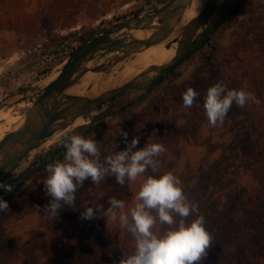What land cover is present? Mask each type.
I'll use <instances>...</instances> for the list:
<instances>
[{"label":"rangeland","instance_id":"1","mask_svg":"<svg viewBox=\"0 0 264 264\" xmlns=\"http://www.w3.org/2000/svg\"><path fill=\"white\" fill-rule=\"evenodd\" d=\"M53 1L57 0H0V102L32 85H44L59 73L64 63L50 70L49 66L65 46L60 41L62 36L72 34L66 42L78 44L80 34L134 17L137 10L141 14L154 12L171 0H62L54 12H48L46 5ZM46 18L56 28L54 41L46 37L42 28ZM136 56L118 63L109 75L117 77ZM173 72L88 136L97 140L101 162L125 150L135 136L140 137L137 150L146 143L163 144L166 150L157 157V171L149 168L144 176L123 186L111 175L99 184L89 179L78 187L76 208H64L53 219L43 212L51 199L43 181L49 165L64 161L66 153L62 154L38 171L8 200L9 208L0 213V264H97L91 257L97 253L96 235H100L102 243L118 235L124 243L115 245L128 247L127 242L134 237L118 220L108 221L99 209L90 220L83 219L81 213L86 206L107 209L112 197L124 200L126 210H130L144 178L166 172L179 178L188 201L198 205V212L188 218L189 222L202 215L212 237L219 235L223 243L238 240L241 226L235 210L240 205L235 194L239 186L248 187L255 196L264 191V0H246L205 47ZM94 75L87 74L84 82ZM221 82L228 89L254 94L259 103L249 101L244 108L233 104L223 124L213 127L203 105L207 90ZM99 86L101 93L106 86ZM189 87L199 95L190 108H185L183 93ZM40 93L34 92L10 107L13 117H23ZM128 119L133 122L132 132L126 128ZM18 123L16 120L10 130ZM85 126L72 131L69 126L51 135L17 172L66 139L70 132ZM121 129L127 131L126 139L119 134ZM166 228L156 226L157 231ZM131 248L135 249V242ZM81 255L88 257L79 260ZM240 255L238 249L231 264H240Z\"/></svg>","mask_w":264,"mask_h":264},{"label":"water","instance_id":"2","mask_svg":"<svg viewBox=\"0 0 264 264\" xmlns=\"http://www.w3.org/2000/svg\"><path fill=\"white\" fill-rule=\"evenodd\" d=\"M200 1L203 4L201 12L180 32L177 27L193 0H171L154 12L92 30L63 62L56 78L44 85H32L0 102L2 111L22 102L30 94L41 91L23 116V121L0 140V181L14 185L12 192L0 189V195L6 200L12 198L27 180L66 152L65 142L38 158L35 163L21 170L23 172L17 178L12 179L51 135L69 126L72 131L76 127L72 128L71 125L83 117L89 122L85 123L87 127L80 135L88 137L97 126L140 100L205 47L221 25L246 0ZM136 30H143L148 35L138 37L132 32ZM166 41L167 48L175 49L174 56L168 62L153 64L134 78L98 95L90 92L95 82L93 80L91 87L88 86L83 93L69 92L77 85L82 86L87 74L107 75L126 58ZM101 59L104 60L97 62Z\"/></svg>","mask_w":264,"mask_h":264},{"label":"clouds","instance_id":"3","mask_svg":"<svg viewBox=\"0 0 264 264\" xmlns=\"http://www.w3.org/2000/svg\"><path fill=\"white\" fill-rule=\"evenodd\" d=\"M199 93L189 87L183 93V106L190 108ZM252 101L259 103L254 94L243 89H228L225 84L216 83L207 90L204 109L211 126L223 124L233 104L244 108ZM125 137L127 131L121 129ZM140 137L135 136L123 151L108 155L101 162L97 140L76 134L65 143L66 156L63 162L49 165L48 175L43 181L46 195L51 199L43 212L55 219L62 209H75L78 187L91 179L99 184L106 176L115 177L123 186L144 176L151 168L157 171V157L164 152L161 143H146L137 150ZM0 189L12 192L14 185L0 181ZM135 203L126 210L124 200L112 197L109 207L86 206L81 213L83 219H93L100 214L109 221H119L135 239V251L124 256L120 264H199L212 245L211 232L206 227L204 216L189 222V217L198 212V205L188 201L179 178L171 172L148 175L140 190L135 194ZM9 208V202L0 195V213ZM166 225L163 231L156 226Z\"/></svg>","mask_w":264,"mask_h":264},{"label":"trees","instance_id":"4","mask_svg":"<svg viewBox=\"0 0 264 264\" xmlns=\"http://www.w3.org/2000/svg\"><path fill=\"white\" fill-rule=\"evenodd\" d=\"M58 4H62V0L53 1L52 4L48 3L45 9H49L48 12H54ZM140 14V10L134 13L135 16ZM50 15L51 13H49V16ZM46 19L47 20L43 19L42 28L46 33V37L54 41L56 28L48 22V18ZM17 31L21 32L20 30ZM90 32L80 34L79 37L76 38V41L79 42L78 44H73L74 42L71 41L66 42L72 34L62 36L60 41H62L65 46H63L60 54H58V58H55L49 66V70L55 65L63 63L72 52L82 44ZM126 122L127 130L132 132L134 128L133 122L129 119L126 120ZM109 133L112 132L110 131ZM235 198L240 205L235 210L236 220L241 226L238 230V240L223 243L221 239L220 241L218 240L219 235L215 234L212 237V245L199 264H231L230 259L234 262V254L238 249L241 254L239 258L240 264L264 263L262 262L264 259V191L255 196L253 193L249 192L248 187L241 185L235 194ZM95 240L98 243L96 249L97 253L91 257L97 260V264H120L124 256L133 254L135 251L134 248H131V245L135 242L134 238L127 242L128 247H118L115 245L117 242L124 243L123 238H120L118 235H112L109 243H102L103 240L100 235H96ZM87 257V255H81L79 260H85Z\"/></svg>","mask_w":264,"mask_h":264},{"label":"bare ground","instance_id":"5","mask_svg":"<svg viewBox=\"0 0 264 264\" xmlns=\"http://www.w3.org/2000/svg\"><path fill=\"white\" fill-rule=\"evenodd\" d=\"M222 1V0H220ZM203 4L200 0H193L191 4H189L185 10V13L183 15V18L181 19V22L179 23L177 29L178 32H180L183 27L194 17H196L202 10ZM125 32V30L123 31ZM135 35L138 37H145L147 36V32L143 30H136L132 31ZM167 41L151 46L149 48L144 49L143 51H140L138 53H135L133 56H136L134 59H130L128 64L123 68V70L120 72V74L116 76H111L109 74L107 75H94L89 81L83 82V86H75L73 87V90L69 91L70 93H83L87 90V87H91V80L95 81L94 85L90 88V92H92L95 95H98L99 92V84H103V86H106L103 91L118 86L132 78H134L136 75L141 73L146 68L150 67L153 64H163L165 62H168L175 53L174 47L167 48L166 47ZM155 47V48H154ZM154 48V50H153ZM113 71V70H112ZM59 73L52 75L49 77L48 82L53 80L58 76ZM110 79V80H109ZM97 90V91H96ZM102 91V92H103ZM16 120H19V122L23 121L22 116L13 117L12 111L9 109H5L0 111V138H3L6 131L10 130L11 126L15 123ZM18 122V121H17ZM89 122L88 120L84 119L83 117H79L72 127H77L80 125H83L85 123ZM13 129V128H12Z\"/></svg>","mask_w":264,"mask_h":264},{"label":"flooded vegetation","instance_id":"6","mask_svg":"<svg viewBox=\"0 0 264 264\" xmlns=\"http://www.w3.org/2000/svg\"><path fill=\"white\" fill-rule=\"evenodd\" d=\"M87 126H85L84 128H82V130H79V131H77V132H70L69 134H68V137H66V139H64V140H60L59 141V143H57L56 145H54L53 147H51L49 150H47V152L46 153H48V152H50L53 148H55V147H57V146H59V145H61V144H63V143H65V142H67V141H69L70 140V137L72 136V135H76V134H80L85 128H86ZM45 153V154H46ZM66 153V152H65ZM45 154H41L40 155V157H43V156H45ZM64 154V153H63ZM61 156V155H60ZM59 157V156H58ZM56 159V158H55ZM54 159V160H55ZM53 160V161H54ZM37 161V159L35 160V161H33L32 163H35ZM52 161V162H53ZM23 172V171H22ZM22 172H19V173H15L14 175H13V177H12V179H15V178H17ZM32 179V177L29 179V180H31ZM29 180H27L20 188H19V190L15 193V195L17 194V193H19L23 188H24V186H25V184L29 181ZM11 199V198H10ZM10 199H8V200H10ZM7 200V201H8Z\"/></svg>","mask_w":264,"mask_h":264}]
</instances>
